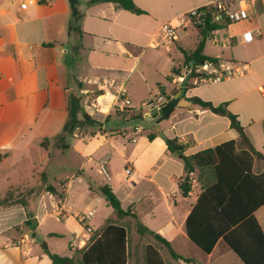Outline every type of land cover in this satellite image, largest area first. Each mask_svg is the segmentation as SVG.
I'll return each mask as SVG.
<instances>
[{
    "label": "crops",
    "instance_id": "1",
    "mask_svg": "<svg viewBox=\"0 0 264 264\" xmlns=\"http://www.w3.org/2000/svg\"><path fill=\"white\" fill-rule=\"evenodd\" d=\"M78 1L79 16L72 19L68 0H0V197L20 195L15 205L0 207V264H52L42 244L52 254L80 260L109 221L127 228V264H146L147 245L156 247L166 264H187L175 261L152 238L138 236L131 218L117 220L95 188L109 185L124 210L132 208L180 257L194 259L180 255L177 242H191L185 223L206 176L201 170L190 174L191 190L183 197L179 182L187 176L184 164L168 151L164 138L177 139L189 156L236 141L238 133L226 117L191 101L160 123L145 116L151 109L147 104L159 93L226 104L264 155V0H219L245 8L249 20L214 31L203 52L217 60L246 63L249 72L194 85L184 95L180 89L187 82H179L173 73L183 61L169 53L173 46L181 53L193 50L178 45V31L186 34L192 25L191 10H212L216 0H133V11L110 2ZM167 22L177 27V38L168 46L158 36ZM246 31H252L250 43L242 41ZM209 43L220 52L207 55ZM69 95L83 96L85 112L99 127L93 134L76 131L74 143L67 141L62 149L51 138L67 120ZM123 97L131 106L120 110L117 104ZM128 110H142L144 120L131 119ZM143 121L149 128L137 131ZM150 133H157L153 140ZM45 139L49 141L42 145ZM103 160L109 180L100 169ZM128 167L133 174L125 182ZM263 171L264 163H255L254 172ZM30 173L39 180L35 187L29 183ZM46 185L62 198L47 192ZM93 209V232L88 234L78 215ZM103 209L106 216L97 218ZM254 215L264 231V205ZM196 249L206 257L194 259L198 264H243L222 239L209 254Z\"/></svg>",
    "mask_w": 264,
    "mask_h": 264
},
{
    "label": "trees",
    "instance_id": "2",
    "mask_svg": "<svg viewBox=\"0 0 264 264\" xmlns=\"http://www.w3.org/2000/svg\"><path fill=\"white\" fill-rule=\"evenodd\" d=\"M68 1L72 19H76L79 16V1ZM103 2L114 3L127 11L135 9L133 0H93L90 3ZM200 13V23L195 19L191 20L197 32L195 48L191 51L182 50L183 63L179 69H173V73L178 77L189 75L186 86L180 89L183 95L194 87L192 79L195 77V69L204 62L217 61L205 56L204 48L214 31L228 25L226 21L213 22L211 10L201 9ZM72 31L73 28L69 26V36ZM79 35L81 36L80 32ZM162 94L166 96L165 93ZM189 101L203 110L226 117L230 127L238 133V139L186 156L185 145L180 144L177 139L164 138L168 151L180 156L184 164L187 176L179 182L183 197H187L191 190L190 174L201 170L206 176L202 191L186 219L187 237L205 254L211 253L217 241L222 239L243 264H264V231L254 215L255 211L264 205V171L255 173L254 165L264 163V155L255 149L245 127L241 125L237 116L227 109L226 104L214 105L198 97H192ZM82 102L83 96L67 97V120L61 133L51 138L61 143L62 149L67 147L66 142L74 137L76 131L93 134L98 130L99 123L85 112ZM127 113L131 119L144 120L142 110H128ZM169 115H166L165 119ZM156 135L157 133H150L148 138L153 140ZM46 141L49 139H45L42 145ZM45 190L62 198L63 194L58 193L51 185H46ZM95 191L105 199L117 220L129 217L134 221V232L138 236L155 240L175 261L198 264L194 259L182 258L176 254L171 244L160 234L145 226L132 208L124 210L109 185H98ZM13 199V192H8L4 197H0V207L15 205L17 201L14 202ZM128 243L127 228L109 221L101 234L82 254L80 260L52 254L46 244H42V247L52 264H127ZM144 254L146 264H166L158 249L152 245L144 248Z\"/></svg>",
    "mask_w": 264,
    "mask_h": 264
},
{
    "label": "built area",
    "instance_id": "3",
    "mask_svg": "<svg viewBox=\"0 0 264 264\" xmlns=\"http://www.w3.org/2000/svg\"><path fill=\"white\" fill-rule=\"evenodd\" d=\"M201 9L191 10L188 14L190 20L195 19L197 23L201 22ZM211 17L213 22L221 23L223 21L228 22V24L240 23L246 20H249V15L245 8H236L230 7L229 5L216 0L213 2V7L211 10ZM177 27L170 22L162 24L158 36L162 38L167 46L172 43L177 38ZM253 40L252 31H246L242 35V41L244 43H250ZM250 70V67L246 63L238 61H224L217 60L214 63L204 62L199 65L195 71V77L192 79L193 85L220 82L224 79H229L232 77L244 76ZM186 78L189 80V75H183L178 78L179 82H185ZM264 99V96H263ZM166 101L165 96L162 93H159L156 97H153L151 101L147 104L151 109L159 110L161 105ZM118 109L125 110L131 106V102L128 98H119L117 104ZM137 131L143 130L142 126L136 127ZM107 162L105 160L101 161L100 169L103 175L107 180L110 179L109 173L107 170ZM125 173V182H129L133 171L132 168L128 167L124 171ZM95 210H89L78 215V220L80 224L85 229V232L91 234L93 229L91 227V221L95 215ZM25 240H22L24 242Z\"/></svg>",
    "mask_w": 264,
    "mask_h": 264
},
{
    "label": "rangeland",
    "instance_id": "4",
    "mask_svg": "<svg viewBox=\"0 0 264 264\" xmlns=\"http://www.w3.org/2000/svg\"><path fill=\"white\" fill-rule=\"evenodd\" d=\"M178 33L180 34V40L181 42H179L178 45H181L183 47H186L188 49H194L195 47V41H196V31L194 29V27L191 25L188 30H187V33L184 34L183 31H178ZM161 52L163 54H165L166 56H169L168 53L164 50V49H161ZM220 52V48L218 46H215L213 44H208L207 45V48H206V54L207 55H216ZM170 56L173 58V59H176V61H183V54L180 52V50L178 49L177 46H173L172 47V51L169 53ZM68 142L70 144H73L74 143V140L73 138H70L68 140ZM55 144H57L55 142ZM80 159H78L77 162H79ZM29 180V183L31 186L35 187V184L39 182L38 178H34L33 174L30 173V177L28 178ZM51 182V181H50ZM13 195H14V202L18 201L19 198H20V195L19 194H16L15 192H13ZM193 199V198H192ZM107 214V211L105 209H103L97 216V218H103L105 217ZM147 239V238H146ZM146 239H143V240H146ZM149 240V239H147ZM37 242L40 244L41 243V240H39V238L37 239ZM145 242V241H143ZM177 251L180 255L184 256V257H190V258H194V259H197L198 261H205L206 257L205 255H203V253H200V255H197L196 252L198 251V249H196V246L193 245L191 242H187V244L185 243H182V242H177ZM200 252V251H198Z\"/></svg>",
    "mask_w": 264,
    "mask_h": 264
},
{
    "label": "water",
    "instance_id": "5",
    "mask_svg": "<svg viewBox=\"0 0 264 264\" xmlns=\"http://www.w3.org/2000/svg\"><path fill=\"white\" fill-rule=\"evenodd\" d=\"M185 82H188V78H186ZM190 104V101L182 98L179 94L177 96H168L159 110L150 109L145 116L147 118H157L156 122L160 123L164 120L165 116L169 115L176 107L189 106ZM142 127L149 128V125L146 121H143Z\"/></svg>",
    "mask_w": 264,
    "mask_h": 264
}]
</instances>
